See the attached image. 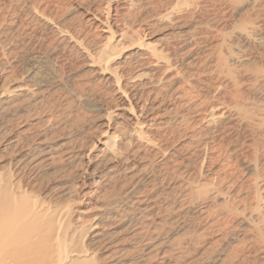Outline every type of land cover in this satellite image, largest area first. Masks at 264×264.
I'll list each match as a JSON object with an SVG mask.
<instances>
[{"label":"bare ground","instance_id":"bare-ground-1","mask_svg":"<svg viewBox=\"0 0 264 264\" xmlns=\"http://www.w3.org/2000/svg\"><path fill=\"white\" fill-rule=\"evenodd\" d=\"M244 1L255 11L236 18V9ZM261 1L108 0L107 10L101 8L100 13L95 10L99 15L88 16L87 29L78 26L75 31L47 15L46 6L32 13L36 24L39 21L48 28L52 41L65 43L81 57H93L92 63L101 68L113 106L107 112L108 123H102L105 129L100 134L106 138L98 152L110 170L103 178H91L92 183L84 179L75 187H86L84 196H96L108 191L117 174L124 178L119 189H125L123 200L130 207L118 212L141 235L144 245L141 250L136 246L126 250L118 237L104 232L107 225L101 216L93 223L75 222L72 213L79 199L46 205L28 197L29 183L24 176L13 174L0 180V264L152 262L165 253L157 227L164 221L156 222L155 216L193 208L198 211L191 223L193 237L179 241L174 249L183 258L182 253L198 246L199 239L230 227L232 210L224 209L222 203L236 210H245L247 204L264 206ZM11 16L8 10L0 9L3 57L16 50L14 36L25 24H18ZM93 32L97 35L90 52L87 42ZM3 57L0 67L6 65ZM6 73L0 74V98L27 95L25 87L6 88L13 70ZM163 97L173 102L167 105ZM74 145L62 153L69 161L81 163V152ZM94 148L95 143L91 151ZM180 172L195 175L198 186L186 176H177ZM129 184L132 187L127 189ZM234 193L240 194L237 201ZM257 231L256 226H250L246 241H255ZM90 237L100 238L92 250L85 246ZM236 246L230 253L234 258L244 254L245 245Z\"/></svg>","mask_w":264,"mask_h":264},{"label":"rangeland","instance_id":"rangeland-1","mask_svg":"<svg viewBox=\"0 0 264 264\" xmlns=\"http://www.w3.org/2000/svg\"><path fill=\"white\" fill-rule=\"evenodd\" d=\"M0 7V9L8 10L12 14L11 18L14 21L17 19L18 24L25 23L23 30L22 28L19 30L21 33L14 36L13 41L18 43V46L12 55L3 57L4 49L0 48V58L3 57L6 61V65L2 66L6 70L0 67V74L5 75L9 68L12 69L13 73L9 74L11 82L6 83V88L15 89L22 86L28 92L27 95L18 98H5L6 100L0 98V180L4 181L13 174L24 176L26 183H29L28 197L44 202L46 205H65L72 202V199H79L80 202L76 204L72 213L75 222L80 219L93 223L95 217L101 216L102 221H106L107 226L104 228L106 234L118 237V241L126 250L133 249L134 246L141 250L144 245L140 239L141 235H138L120 215L121 212L120 214L118 212L130 207L129 203L123 200L125 189H119L124 178L117 174L118 177L114 176L112 179L115 185L111 182L109 188L107 187L108 191H102L96 196H84L86 187L78 189L75 187V184L81 183L84 179L92 183L91 178H103L110 170L107 160L98 152L103 145L101 141L106 138L100 134L105 129L102 123H108L107 112L111 111L113 106L111 95L102 81L101 68L92 63L93 57L90 56V59L89 56L82 55V58L81 54L77 55V51L65 43L52 41L51 36L47 35L48 28L39 21L36 24L37 20L31 17L37 8L40 11L45 7L46 14L52 15L66 28L70 27L73 31L84 30L88 27L86 21L88 16L97 15L103 9L107 10L108 0H0ZM251 7L249 1L242 2L234 16L239 18L241 15L254 12L255 9ZM260 8V13L264 14V0L261 1ZM233 24H229L228 28ZM91 34L87 42L90 52L95 42L92 39L94 35H97L94 32ZM163 99L166 100L167 105L173 102L169 97H163ZM112 116L114 120H117L114 114ZM94 143V151H91ZM73 145L81 152L83 158L81 163L78 160L74 162L70 159L69 161L67 155L62 153ZM80 174L86 178H82ZM177 176L183 178L186 173L180 172ZM193 177L195 175L187 174L184 178L192 184L195 183L193 186L197 187L199 179ZM131 187L129 184L127 189ZM234 194L237 201L240 194ZM222 204L224 209L232 210V226L230 225L223 233L209 235L211 238L206 236L199 239V244L195 243L198 246L192 245L193 247L190 246L184 251L185 253H182L183 258L177 254L178 250L174 249L179 241L193 237L191 223L195 221L198 211L192 208L178 214L172 210L168 212L163 210L164 212H161L163 214L155 218L156 222L164 221L157 227L161 239L159 242L163 245L165 253L162 252L163 254L155 257L152 262L142 264H161L162 261L170 264L175 262H177L175 264H237L240 262L264 264V206L259 204V207H250L247 204L245 210L242 208L236 210L230 204ZM252 225L258 229L256 232L258 239L255 238V241H252L254 243L246 241L247 237H244ZM83 232L85 231L80 233ZM134 233L136 234L133 235ZM99 239L91 240L90 237L85 242L86 249L96 248ZM241 243L245 245L242 248L244 247L243 253L246 255L234 258L230 254L231 250L233 251V248Z\"/></svg>","mask_w":264,"mask_h":264}]
</instances>
